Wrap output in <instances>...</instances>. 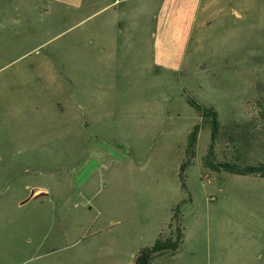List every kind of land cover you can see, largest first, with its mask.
<instances>
[{"label":"rangeland","instance_id":"obj_1","mask_svg":"<svg viewBox=\"0 0 264 264\" xmlns=\"http://www.w3.org/2000/svg\"><path fill=\"white\" fill-rule=\"evenodd\" d=\"M37 1L0 0V264H133L123 250L120 263L113 260V233L124 229L129 243L130 212L144 200L159 206L164 191L194 200L180 204L187 223L208 218L217 237L207 239L205 225L188 236L199 257L209 254L207 264H264V180L216 178L202 167L209 119L188 103L217 113L218 161L264 164V0H210L188 52L178 60L170 52L167 64L91 53L87 64L76 49L82 25L54 38L62 23ZM169 12L188 14L172 5ZM176 35L170 22L169 51ZM87 102L98 116L80 122ZM196 124L183 188L180 145ZM132 152L142 163L134 171ZM87 162L97 168L79 179ZM121 173L136 179L120 184L112 176ZM39 188L47 197L21 204ZM146 190V198L132 194ZM211 196L215 205L232 202L230 228L208 213ZM213 214L220 217L219 209Z\"/></svg>","mask_w":264,"mask_h":264},{"label":"crops","instance_id":"obj_2","mask_svg":"<svg viewBox=\"0 0 264 264\" xmlns=\"http://www.w3.org/2000/svg\"><path fill=\"white\" fill-rule=\"evenodd\" d=\"M202 1L203 0H39L37 2L44 4L46 9L43 11L50 21L62 23L61 26L54 29V38L60 37L73 27L82 25L81 31L76 35L77 37H81L80 41L76 42L79 44L76 49L86 55L84 61L87 64L91 63L88 57L90 53L109 55L112 62L118 61V63H120L123 58L125 61H127L126 58L135 60L136 56L139 55L140 59L147 62L167 64L171 53L173 55L177 54L176 60H178L179 55L185 54L186 46H188L191 37L194 36L193 33L196 30L199 31L202 22L206 19L207 15L211 13V1ZM170 5L177 10L182 8L184 13L188 12L187 16L181 14L178 19H176V14H171L169 12ZM170 22L174 25L178 42L175 44L173 41L169 51ZM63 28H65V30H62ZM173 45L174 47H172ZM175 47L177 50H175ZM187 52L188 48L186 50V53ZM71 62V59L70 61H66V65L68 64L71 67ZM113 65H116V63ZM111 67L110 65V68ZM82 85L86 86L87 84L82 82ZM80 110L82 113L80 122H83V118H88L86 113H91L93 118L98 116L96 113H99L97 105H90L88 102L86 106L83 104ZM70 113L74 112L70 111ZM189 131L190 128L185 132V139L180 145L182 152ZM200 131L199 134L201 133ZM126 157H129L128 164H130L131 171L136 170L137 166L142 165L141 161H136V156L133 152L131 156ZM182 157L183 154L181 153L179 164L182 161ZM119 158L121 159V157ZM88 163L89 162L83 166V169ZM215 174H217L215 175L216 178L221 176L220 173ZM211 176L212 172L205 175L206 179H209ZM112 178L121 184V182L127 181L132 183L135 181L136 176L121 173L118 175L114 174ZM145 182L146 180L144 179L143 183L145 184ZM33 191L35 194L30 198ZM31 193L21 204L31 199L47 197V191L45 189H33ZM132 194H135V198H137V196L146 198V196L149 195L147 190L144 192H133ZM216 201V196L209 197L208 213H212L214 222L221 219V225L224 226V229L230 228L233 223L232 202L226 201L224 205L220 202V204L217 203L218 205H215ZM180 204L191 207L194 205V200L191 197L186 198L179 194L174 195L170 191H164L159 206L153 207L151 201L150 204L147 205L146 200H144L142 206L136 205L137 207L130 212L129 216L131 220L129 232V237H131V239H129V243L126 237L127 232L124 231V229L120 228L113 233L112 249L110 250L113 260L117 258V262L120 263V256L123 250L125 254L131 257V261L134 264V258L137 252L143 248L151 247L158 235L166 231L174 208ZM218 209L220 211V217H216L213 214L214 211ZM180 215L181 223L185 230V238L180 250L176 253H162L154 258L152 264H199L200 262H206L205 264H207L209 254L204 256L205 259H203L204 257H202V255L199 257V251L188 236L191 235V238H195L198 236L196 231L199 225H205L207 239L208 237H217L216 235H212V232L207 228L208 218L203 219L196 215L187 223L185 216H182L181 213ZM217 251L219 252V250Z\"/></svg>","mask_w":264,"mask_h":264},{"label":"trees","instance_id":"obj_3","mask_svg":"<svg viewBox=\"0 0 264 264\" xmlns=\"http://www.w3.org/2000/svg\"><path fill=\"white\" fill-rule=\"evenodd\" d=\"M189 105L201 118L209 119L211 129L210 143L206 155L202 159V167L215 173H228L234 176H252L264 180V164L240 166L230 162H220L216 159L215 140L218 131L217 113L214 108L204 107L190 100ZM200 131L199 125H194L187 136V140L183 149V157L178 170V177L183 188H185V170L193 163L195 159V151ZM180 205H177L166 231L160 233L151 247L143 248L137 252L134 258V264H152L154 258L162 253H176L180 250L184 238L185 230L181 225V215L179 210ZM177 224V227H176ZM175 228V231H173Z\"/></svg>","mask_w":264,"mask_h":264},{"label":"water","instance_id":"obj_4","mask_svg":"<svg viewBox=\"0 0 264 264\" xmlns=\"http://www.w3.org/2000/svg\"><path fill=\"white\" fill-rule=\"evenodd\" d=\"M94 162L89 163L84 170L81 172L79 179L82 178L83 180L94 170L97 168V165H94ZM34 191L31 193L30 198L34 196Z\"/></svg>","mask_w":264,"mask_h":264}]
</instances>
